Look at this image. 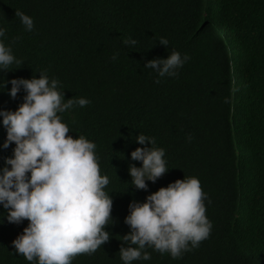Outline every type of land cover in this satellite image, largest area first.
<instances>
[{"label":"trees","instance_id":"16d2710c","mask_svg":"<svg viewBox=\"0 0 264 264\" xmlns=\"http://www.w3.org/2000/svg\"><path fill=\"white\" fill-rule=\"evenodd\" d=\"M17 12L33 19L32 32ZM0 28L21 61L0 72V111L17 110L25 95L12 99L4 81L41 72L60 82L66 100L90 101L60 115L69 135L97 146L113 222L110 241L72 264H122L129 204L190 177L211 201L210 237L181 259L147 249L151 260L134 264H264V0H0ZM173 51L190 57L176 77L145 68ZM139 134L155 138L169 169L147 192L128 171L142 166L131 160L144 147ZM5 139L0 123V168L15 147L4 150ZM6 217L0 206V264H29L12 247L28 221Z\"/></svg>","mask_w":264,"mask_h":264},{"label":"clouds","instance_id":"9594fccd","mask_svg":"<svg viewBox=\"0 0 264 264\" xmlns=\"http://www.w3.org/2000/svg\"><path fill=\"white\" fill-rule=\"evenodd\" d=\"M16 16L25 31L34 30L31 17L22 12ZM5 38L6 30L0 28V72L21 63L4 43ZM125 43L135 46L137 41ZM159 44L167 48L169 41L161 38ZM189 59L173 51L167 59L151 60L145 68L160 78L176 77ZM39 77L3 82L4 89L11 84L7 94L12 99L21 91L25 95L17 110L0 111L6 131L2 148L15 145L12 156L5 158L0 168V206L7 211L9 223L28 221L12 242L17 255L29 264H72L77 256L92 255L110 241L106 228L113 222V199L105 191L110 181L101 175L96 144L83 135L75 139L69 135L70 128L60 115L86 107L90 101L66 100L57 79L44 72ZM135 142L144 147L132 151L131 160L142 166L129 165V176L135 189L147 192V182L155 184L169 171L165 150L155 146L154 137L143 134ZM205 201L211 203L195 177L160 188L143 203L132 201L124 220L130 231L122 237L119 251L122 264L151 260L147 249L176 260L199 248L213 227Z\"/></svg>","mask_w":264,"mask_h":264},{"label":"rangeland","instance_id":"374dc122","mask_svg":"<svg viewBox=\"0 0 264 264\" xmlns=\"http://www.w3.org/2000/svg\"><path fill=\"white\" fill-rule=\"evenodd\" d=\"M225 38H226V37H225ZM227 38H230V36H229V35H227ZM227 38H226V39H227ZM228 41L230 42V41H231V39H228Z\"/></svg>","mask_w":264,"mask_h":264}]
</instances>
